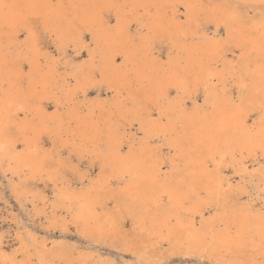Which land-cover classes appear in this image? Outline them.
Instances as JSON below:
<instances>
[{"label":"rangeland","instance_id":"rangeland-1","mask_svg":"<svg viewBox=\"0 0 264 264\" xmlns=\"http://www.w3.org/2000/svg\"><path fill=\"white\" fill-rule=\"evenodd\" d=\"M98 1H104V0H98ZM160 1L163 3L162 4L163 7L167 10V12H166L167 18H170V20H172V18H173L172 10H173V8H175V9H177L176 15H177V18L179 19V21L182 22L184 20L182 22V24L184 26H186V28H188L187 29L188 34H187V32L185 33V35L187 34L186 38L182 34L180 37L183 38V41L187 45H191L193 43V44H196L197 47L198 46L199 47L206 46L208 44H206L205 41H203V40H205L207 37L212 36L211 38H213L214 40L211 39V42L218 41L219 49H221L223 47V45L225 46V48L223 50L224 51L223 57H225L224 63L223 64L220 63L219 68H222L225 65L226 68H230L229 71L232 73H230V74L227 73L226 79L229 80V78H230L229 81L226 80V87L227 88L226 87L224 88L223 82H221V83H220V81L215 82L218 90H220L219 92H221L223 89H225L227 95L232 96L231 97L232 101L234 99L235 102H239V100H237L238 98L240 100L243 99L247 109H255L257 112L259 111L261 86H259V89L256 90L257 92L250 89V88H252V86H250L252 74H253V76L255 75V77L256 76L258 77L259 74L253 73V71L251 74V72H249L250 70L249 71L246 70L244 72L245 69L243 68V70H242L240 67V64L244 61L245 62L249 61L247 64L250 65L249 68H252L255 66L254 60L257 62V64H260L259 63L260 62V56L256 57L254 50H246L244 45H246L247 42L243 43V46H242V45H236V41L234 40V38H233L234 42L228 41V40L225 41L226 40L225 37L227 35L225 33H227L228 25L231 24L233 26L232 31L234 32L233 36L236 37L235 34L237 32V25H238L237 22H241L242 24H244L245 28L248 27L247 29L252 34L254 33L252 35L253 38H255V36L257 35L255 39L258 40L260 43L264 42V29L261 28V21L264 20V13H263L264 12V0H202V1L201 0H193V1H191V0H154L153 1L152 0L153 4H150V5L148 4L149 12L143 8L144 6H142V7H141V5L138 6V8L135 11L134 7L132 6V4L130 2H125L124 0H116V3H117L116 5H123V7L127 11V13H126L127 22H129V24H130V26H128V30L131 33H128L129 37H128V39H126L123 42L122 45H120V44L117 45V43H115L112 46H110L106 42H105V44L103 43V45L106 46L107 48L99 45V48L104 47L105 50L103 48L98 49V46H96L98 44H96L95 41L92 40L93 39L92 38V32L90 31V29L86 28V26L79 19L80 17H78V15L80 16V14H81L80 11L84 7V0H73V1H71V0H60V3H59V0H50L49 4L53 7V9L61 11V14L65 18V21L67 22V25L69 26V29L67 31H64L66 29L65 26L63 28L60 27L58 29H55L49 23L50 17L45 16V14L48 13L47 7H45V5H44L45 2L38 4V7H36L35 11L34 10L33 11L27 10V7H24V8L21 7V12H20L19 16H17V18H16L17 22L19 21V19H20V21H22L23 18H30L31 21L35 20V21L30 23L31 25H28V26L31 27L32 25H35V30L40 33V39H39L40 44L36 43L35 39L30 40L29 33L27 31L19 30L20 28L21 29L24 28V25L21 24L20 22H18V23L16 22V25L14 26L15 30L12 28L13 31H16V29H18L16 32H17V35H19V36H16V40H14V42L10 43V41H9L10 37L7 36L5 33H3V35H2V43L4 44V46L6 48L5 49L6 50L5 56L7 58L6 59L7 67L10 69L12 66L11 69L12 70L15 69L14 71H16L18 69L21 70V73L19 74V76L17 78H15L16 80H14L15 83L12 85V89H14V91H16V88H18L17 92H20L22 95L25 94V95H23V97L25 98L24 108L18 112V115L16 116V120L13 121L12 123H9L13 127L12 126L10 127L9 124H8V126H9V130H11L10 132H11L12 138L16 139V140L18 139L17 140L18 147L22 148V149L29 150L30 152L32 150L31 155L35 156V159L41 163V165L43 166L42 167L43 170L41 172L37 173V172H33L29 167H25L22 169V172L19 174L21 176L20 177L17 174H12L11 171H7L5 169L6 165L4 166V165L0 164V168H1L0 169V240H1V245L3 244L2 245L3 249L6 250V252L8 254H13V253L17 252V250L19 249L18 251H20V253H19L20 256H18V259H20L23 257L21 255V253L24 250H29L30 252L28 251V253H31V255H33V257H34V261H36L35 260L36 259L35 258L36 252H34L35 245L38 246L39 243L41 244L40 241L44 240L42 242L44 244L45 243L47 244L46 245L47 248H52V247L61 248V250L68 253L65 256L70 257V258L65 257L66 259L63 258L62 261L59 260L60 262L57 260V261H55L54 264H72L73 262H74L73 264H82V263L83 264H89V263L90 264H212V259H214V258L215 259H223L224 258V253L221 252V248L219 250H214L211 248L210 237L207 238V241L205 244H203V243H199V244L198 243H190L189 244V243L184 242L183 240L179 241L180 242L179 243L174 234H172V233L167 234L166 231L161 232L160 230L158 233L157 231L156 232L153 231L150 227H149V229H151V230H149L147 228L148 225L143 224V222L145 223L146 221H144V219L141 220L138 217L139 214L137 211H139V210L136 209L134 211L135 206L133 207V205L131 204V202H132L131 197L129 195L125 194V189H123L125 186V183H126V182H124V179L127 180L128 178H130L131 175L134 176L137 174L136 173L134 174V172L129 174V172H125V170H123L125 172V174H124V172L121 173L122 169H119L118 167L113 166V163L110 159V156L107 154L108 153L107 147L105 146L107 144V139H108L107 135H108V137L110 135L109 130H113L114 135H112V136H114L115 138L117 137L116 139L119 141V144H121L123 146L130 144L128 142L131 140L130 142H132V144H130V146H131V149L133 148L131 151L132 154L128 152L127 147H122V151L123 150L125 151L126 150L125 148H127L126 152L125 153L123 152L125 154V156L133 155L132 157H133V159H135V161L141 160L142 161L141 164L146 165L148 163L146 165L147 168L152 167V168L157 169L158 170L157 172H160V173H158V175H159L158 180L160 179L159 180V181H161L160 183H163V181L166 180L167 182L164 181V184H167V185H165V188H166V186L169 185L170 188L167 187V189H169V190H171V187L173 188L174 186H176V182H177V185H180V184L189 183L190 180H192V181H194L195 179L200 180V179H202V177H203V179H206L208 182V179L205 178L204 173H202L200 171L199 161L200 160L203 161L205 159H208L211 155V152H213L215 155L217 154L219 156L218 157L216 155L215 160H212V158L208 159V161H209L208 162V170L210 168H211L210 171L212 170L211 176H212L213 184L216 185V188L213 190V192L215 191L213 193V195H211V190L209 191V193L204 190V194L200 195L202 197V200H200V202L198 201V203L200 204L201 207L199 206L198 211L195 213V217H194L196 224H197V227L201 226L202 224L206 223L209 220L208 221L209 223L213 222L212 224L215 226V230H217L219 228V226H220V229H222L225 227L224 221L228 220L227 221L228 225L230 226V229L232 230V225L235 224L238 226V222H239L238 219H240V218H246V219L250 220L251 222H257L258 220H261L262 209H264V154H262V150L260 148H258L260 150L257 149V151H255V152H252V151L248 152L246 149L243 151L237 150V151L232 152V150L230 148L224 149L221 146L218 148H215V149H211V150L207 147H204V145H202V144H201L202 147L199 145V148H198V146H194V144L191 142V140H188L189 139L188 136H189V132H190V130H189L190 129V123H188L189 122L188 121V119H189L188 114L189 113L193 114V112H194L193 110L196 109V106H198V105H199L198 106L199 110H202L203 108H204L203 110H205V109H207V107L209 108V103H207L208 106H205L203 108L200 107V106L205 105L204 97H205L206 92H204L205 91L204 84L201 81H199V82H201V84H199V82H197V83L194 82V85H193V81H191V79L187 85V87L188 86L189 87L186 89L185 88H178L177 86H175V85L172 86V84H171V85H169L170 88L168 86L169 97L166 99H163L160 96H159L160 97L159 98L153 92V90L149 86L148 80L141 81V80H138V78L136 76V70H137V68H139L137 65L140 64L138 62H140V60L142 59V55H141L142 52L138 51V50L139 49L142 50L145 47V42L147 41V38H149L147 36L149 31L147 30V28H145V26H141V24L138 22L137 18L140 17L142 19H145V18L146 19H152V14L156 13V11H157L156 7H158L160 5V3H161ZM183 1L187 2V3H184ZM197 1H198V4H196ZM177 3H178V5H177ZM164 4H166L168 7H166V5L164 6ZM171 4H174V5H171ZM185 4H187V5H185ZM99 5H101V4L99 3ZM200 5L202 7H200ZM217 7H218V9H217ZM111 8L112 7L109 8V11L106 10L107 12L105 11L104 15L106 16L107 19L109 18L108 21L111 23L110 25L112 26L113 29H115L116 28V26H115L116 25V17H115L114 11L111 10ZM112 9H114V8H112ZM150 10H152V11H150ZM209 10H211L212 13H210L211 11L209 12ZM216 10H218V11H216ZM144 11L147 13H145ZM170 11H171V13H170ZM214 11H216V13ZM227 11H229V12H227ZM242 11H244V12H242ZM194 12L196 15H194ZM232 12H234V13H232ZM198 13H199V15H198ZM218 13H220L222 16ZM192 14H193V16H192ZM214 14H216V15H214ZM254 14H256V15L254 16ZM30 15H32V16H30ZM190 15H191V18H188V17H190ZM21 16H22V18H21ZM184 16H186V17H184ZM222 18L224 20L226 19V21L222 20ZM231 19L233 21H231ZM191 20H192V22H190ZM216 20H218V21H216ZM37 22L39 25L37 24ZM47 22L49 23V26H48ZM136 23H137V26H136ZM195 23L196 24L198 23V24L196 26H194L195 27L194 28L193 25H195ZM206 23H207V25H206ZM201 24H202V26H201ZM44 25H46V26H44ZM39 26L41 27V29ZM256 26H257V29H256ZM48 27H51V28H48ZM254 27H255V29H254ZM78 29H80V31H79L80 33L78 32ZM95 29H97V28H95ZM142 29H143V31H142ZM234 29H235V31H234ZM253 29H254V31H253ZM70 30L71 31L74 30L73 31L74 33L71 32ZM145 31L147 34L145 33ZM199 31L201 34L200 33L197 34ZM4 32H5V29H4ZM47 32H49L51 35ZM138 32H141V33H138ZM202 32H206V33H202ZM81 33H83V35H84L85 40H83V41H81V39H80ZM212 33H213V35H212ZM70 34H72V36L74 34V36L73 37L71 36L72 37L71 38L68 36ZM191 34H193V35H191ZM24 35H26V36L24 37ZM59 35L61 37H59ZM139 35H141V36H139ZM195 35H197V36H195ZM198 35H200V36H198ZM76 36H78V37L76 38ZM259 36L261 39L259 38ZM19 37H21V39ZM17 38H18V41H17ZM129 39H130V41H129ZM154 39H155V41H154ZM154 39H151V45L152 46L150 45L151 51L149 52V54L150 53L151 54H150V56L146 57L147 62H152V61L157 62L156 64L159 67L166 70V72L170 71L169 70L170 67L168 68V66L171 64L172 60H176V58H180L181 59L180 61L183 63L182 59L185 55L184 54L185 51L181 48H180L181 49L180 50L178 47H176V44H178V43L174 42L175 39L170 38V36L168 34H164V33L161 34L160 37H158V38L156 37ZM219 39L220 40L222 39L221 41H223V42H221ZM58 40L59 41L64 40V43H59ZM164 40H166V41H164ZM19 41H22V42L19 43ZM30 41H31V43H30ZM194 41H195V43H194ZM77 42H79L80 44ZM203 42H204V44L201 45ZM21 43L23 44V46L20 45ZM83 43L85 45H88V46L85 47L83 45ZM10 44L12 46H10ZM28 44L31 46H29L27 48L26 45H28ZM15 45H16V48H15ZM79 45H80V48H79ZM135 45L137 48L135 47ZM173 45H175V46H173ZM231 45H232V47H231ZM235 45L237 48L235 47ZM18 46H20V47H18ZM24 46L27 48V50ZM74 46L77 50L74 48ZM65 47H66V49H65ZM241 47H243V48H241ZM35 48L36 49L41 48V50L37 49V51H39L38 52V59L41 61L40 65H41L43 73H46V71L49 72V70L47 68L48 67L50 68L51 66L55 67L54 68L55 73H53V76L49 82V86H47V88L44 89L39 84L37 86L38 90H36V93H34V95H33V92L30 89V80L29 79H31L30 77L32 74H33L32 77L34 76L35 71L32 67L33 66L32 63L35 65V62L33 59L34 55L32 53H30V50L32 52V50ZM229 48H230V50H229ZM244 48H245V50H244ZM10 49L13 51L11 52ZM80 49H82V50H80ZM239 49H241V50H239ZM7 51H8V53H7ZM16 51H18L19 54L18 53L16 54L15 53ZM19 51H21V52H19ZM133 51H135V52L133 53ZM181 51H182V53H181ZM103 52H104V54H103ZM107 52H108V54L111 52L115 53V54L117 52H119V53H123L124 56L127 53V54H130L129 57L133 56V58H135V57L136 58L135 59L131 58L132 62H127L125 60L129 61L130 59H127V58L121 59L120 57L116 56V59H117L116 65L118 63L117 67L115 65L116 70L110 74L108 73L109 75L108 74L106 75V78H107L106 79L105 76L102 74V70H101L102 67H99V66H102L101 63L103 62V60H102L103 56H105V54H107ZM242 52H243L244 57L242 56ZM39 53H40V56H39ZM179 53H180V56H178ZM15 54H16V56L20 55V59H19V57H16ZM152 54L154 57L151 56ZM158 54L161 56H159ZM168 54L172 58H170V56ZM172 54L177 55L178 57L173 56ZM10 55L12 57H9ZM136 55H139L141 58L137 57ZM155 55L157 56V58L155 57ZM13 56H15V57H13ZM167 56H168V59H166ZM91 57L93 58V60L90 59ZM159 57L161 58V60ZM226 57H227V59H226ZM48 58H49V60H48ZM153 58L157 59V61L156 60L149 61V59H153ZM228 58L230 59V61ZM246 58H248V59H246ZM44 59L46 61H44ZM87 59H89V60L87 61ZM158 59L160 60V62ZM163 59L164 60L166 59L167 61L165 60V63H164ZM47 60H48L49 65H48V63H45V62H47ZM51 60H54V61H51ZM85 60H86V62H85ZM133 60H134V62H133ZM170 60H171V62H170ZM73 61H75L76 63ZM240 61H242V62H240ZM20 62H22V63H20ZM53 62H54V64H53ZM94 62L97 63L96 66L94 65L95 64ZM119 62H120V64L122 63L121 67L123 69L120 68ZM69 63L71 65H69ZM98 63H99V66H98ZM166 63H167V67L165 65ZM55 64H56V66H55ZM79 64H80V66H79L80 69L78 67ZM124 64H126L125 65L126 67H124ZM228 65H229V67H228ZM17 66H20V67H17ZM73 66H74V69H73ZM136 66H137V68H136ZM230 66L233 68H231ZM16 67H17V69H16ZM238 67H240V68H238ZM76 69H77V71H80V72H77ZM119 69L121 70V72ZM87 70H88V72H87ZM91 70H92V72H91ZM156 70L158 71V69H156ZM156 70L154 69V76L158 75V72ZM235 71H236V73H238L239 71L240 72L238 74H236ZM88 73L92 74L91 76H93V77H87L86 76V79H85L84 75H86ZM61 74H63L62 76L64 78L62 76H60ZM94 74H96V75H94ZM233 74H234V76H233ZM79 75H81V76H79ZM128 75H129V78H128ZM22 76H24V79ZM25 76H28V77H25ZM122 76H124L125 78H123ZM242 76H244V77H242ZM246 76H248V77H246ZM58 77H59V79H58ZM95 77H96V79H95ZM53 78H54V80H53ZM60 78L62 80H60ZM92 78L96 81L95 82L92 81ZM98 78H100V80H98ZM63 79L65 81L67 79H69V80H67L68 83L67 82L65 83ZM89 79L91 81H89ZM257 80H258V78H257ZM100 81H101V83H99ZM132 81L135 82V84ZM246 81H248V82H246ZM144 82H145V84H144ZM146 82H148V83L146 84ZM227 82H228V84H227ZM17 83H18V85L15 88V85ZM128 83H130V84H128ZM101 85H102V87H101ZM143 85H147V86L144 87ZM20 86H22V87L20 88ZM119 86H122V87L120 88ZM191 86H192V88H191ZM193 86H194V88H193ZM201 86L203 87V89ZM245 86H247V87L245 88ZM80 87H81V89H80ZM82 87H83V89H82ZM174 87H177V88L175 89ZM195 87L199 88L198 89L199 92H197V88H195ZM219 87H221V88L219 89ZM122 88H124V89H122ZM74 89H76V90H74ZM106 89H108V91ZM136 89L138 92L136 91ZM194 89H196V91H194ZM249 89L251 90V92ZM68 90H69V92H68ZM175 90H176V92L180 91L179 92L180 94L177 92V94L179 96H181V94L183 96L181 98H178L179 96L176 94ZM59 91H60V93H59ZM73 91L74 92L77 91L76 95L73 96L72 100H68V95H69L68 93L73 92ZM139 91L140 92L142 91L141 95H140ZM47 92H49V94H47ZM181 92H183V93H181ZM255 92H256L257 97L255 95ZM238 93H240V94H238ZM190 94H192V95H190ZM60 95H62V96H60ZM134 95H136L137 98ZM78 96H80V97H78ZM252 96L253 97L255 96L254 98H258V99H253ZM138 97H139V99H138ZM143 98L145 100H143ZM176 98H178V99H176ZM74 99H75V101H74ZM122 99H126V101L123 100L126 103L123 104ZM167 99H169V100H167ZM252 99L256 103H254ZM59 100H61V101H59ZM136 100H137V102H136ZM170 100H172V102H170ZM115 101H116V103H115ZM128 101L130 103H128ZM174 101H175V103H174ZM98 103L100 105L96 106ZM113 103L116 104V106ZM142 103H143V105L141 106ZM251 103H253L252 106H251ZM76 104L77 105L79 104L78 107ZM91 104H93L94 106ZM102 104H104V105H102ZM122 104L124 105V107H122L123 106ZM177 104L180 106H178ZM183 104H184V107H183ZM160 105L163 107V114L165 115V118L167 120L165 119L163 124H160V123H154L153 124L152 113H153V111H155L156 116H159L162 113L159 110ZM253 105L256 106V108L253 107ZM132 106L134 107L133 109H132ZM173 106H174V108H173ZM191 106H192V108H191ZM38 107L44 108L41 116L38 115L39 113L36 114V112L34 111ZM69 107L71 108V113H70ZM116 107L119 108V110ZM136 107L139 108L138 111H137ZM142 107H144V108H142ZM178 107H179V109H178ZM82 108L84 109V111ZM98 108H99V110H98ZM127 108H130L132 110V112L130 109H127ZM172 108L174 111L172 110ZM28 109H29V111H28ZM66 110H67V112H66ZM108 110H111L110 111L111 113L108 112ZM125 110H127V112ZM144 110H145V112H144ZM78 111H79V113H80V111H83V112L79 114ZM207 111H208V109H207ZM46 112H47V114H46ZM88 112H89V114L85 115V113H88ZM90 112H91V114H90ZM165 112H167L168 114L167 113L165 114ZM182 112H184L183 115H181ZM83 113H84V116H83ZM149 113H150V116H148ZM130 114H132L131 117H133V115H134V117L131 118ZM177 114H179V115H177ZM126 115H127V117H126ZM19 116H21V117L18 119ZM46 116H48V118ZM58 116H60L61 120L59 119ZM128 116L130 117L129 119H128ZM146 116H148V118ZM184 116H186V117H184ZM99 117L101 118V120ZM172 117H174V118H172ZM91 118H93L94 121L91 120ZM53 119L56 123L53 121ZM87 119H89V121ZM121 119H122V121H121ZM172 119L174 120V122ZM19 120L21 121V123ZM45 120H47L48 122ZM80 120L82 122H80ZM148 120H150V121L148 122ZM84 121H86V123H83ZM105 121L108 124H105L106 123ZM99 122H100V124H99ZM138 122H140V124ZM184 122H185L186 126L184 125ZM109 123H112V124H109ZM148 123H149V125H148ZM19 124H25L26 127L25 128L23 127V130H22L18 127ZM69 124L71 126L67 127L66 125L69 126ZM114 124H115V126L118 124L117 128H115ZM58 126H59V128H58ZM110 126H112V127H110ZM118 126H119V128H118ZM142 126L144 129L146 128L145 133H144V130H142ZM178 126H179V128H178ZM109 127H110V129H109ZM62 129H64L65 131H63ZM123 129H124V131H123ZM174 129H176V130H174ZM179 130L181 132H183L185 136L183 135V133L182 134H181V132L179 133ZM259 130H260V128L258 126L255 132H257ZM116 131H118V132H116ZM166 131H167V133H166ZM186 131H187V133H186ZM29 132H30V134H29ZM176 132H178V133H176ZM84 133L86 135H84ZM93 134H95V135L93 136ZM144 134H146V137H144L145 136ZM177 134H180V135H177ZM37 135H40V137ZM104 135H105V137H104ZM147 135H149V136H147ZM35 136H36V138H35ZM56 136H60V137H56ZM64 136H66V138ZM129 136L133 139H131ZM171 136H172V138H171ZM178 136H180L182 139H180ZM114 137H112V138H114ZM157 137H158V139H157ZM177 137H178V141H177ZM37 138H40V139H37ZM62 138H64V139H62ZM74 138H76V139H74ZM128 138H130V139H128ZM174 138H175V141H174ZM24 139H30L31 141L35 142L36 147H34L33 149H29V146L25 145ZM34 139H37V140L35 141ZM162 139H165L166 141H164ZM74 140L75 141L77 140V142H75ZM90 140H93V141L90 142ZM101 140H102V143H101ZM64 141L65 142L67 141V144ZM142 141L144 142V144ZM182 141L185 144L182 143ZM55 142L56 143L58 142V143L56 144ZM175 142L177 143V145L175 144ZM52 143H53V145H52ZM135 143H137V144L135 145ZM149 143H150V145H149ZM167 143H169V144H167ZM37 144L39 147L37 146ZM71 144H72V146H71ZM88 144H89V146H88ZM101 144H103V145H101ZM141 144L143 146L142 150H141V148H142ZM54 145H56L57 147L55 148ZM85 145H87V146H85ZM132 145H134V146H132ZM169 145L170 146L172 145L173 147L172 146L170 147ZM52 146H54V147H52ZM73 146H75L76 148ZM104 146H105V149H104ZM177 146H179V147H177ZM41 147L43 148V151H41L42 150V149H40ZM159 147L160 148L162 147V149H160ZM169 147H170V149H168ZM48 148H49V150H48ZM52 148H55V151ZM60 148H61V150H60ZM87 149H89V150H87ZM90 149L93 152H91ZM103 150H104V152H103ZM143 150H144V152H143V155H142L143 157H142L141 152ZM157 150H159V152ZM188 150H190V152ZM49 151H50V153H49ZM174 151L176 152V154ZM177 151L180 154L177 153ZM96 152H98L97 153L98 155L96 154ZM135 152L138 154H136ZM91 153H93V154H91ZM156 153L159 155H157ZM160 153H162L161 158H160ZM77 154H79V156ZM152 154L154 155V157L151 156ZM47 155H48V157H47ZM81 155H82V158H81ZM193 156H194V158H193ZM195 156H197V157H195ZM206 156L208 158H205ZM220 156H221V158H220ZM255 156L257 158H255ZM106 157H107V159H106ZM139 157H142V158L140 159ZM148 158L150 161L146 162V161H148ZM99 159L101 160V162L99 161ZM181 159H183V160H181ZM102 160L103 161L105 160L104 161L105 163ZM156 161H159V162H156ZM182 161L187 162V163L182 164L183 163ZM109 162H111L112 164H110ZM157 163L160 167L157 165ZM174 163H176V164H174ZM190 163L192 165H190ZM193 164H194V166H193ZM110 165H111V167H110ZM172 165L174 167H172ZM176 165H179V167L177 168ZM195 167H196V169H195ZM187 168H190V169L188 170ZM259 168H261V169H259ZM162 169H165V170L162 171ZM183 169H184V171H183ZM115 170H118V171H115ZM215 170L217 172L218 171L219 172L217 173ZM3 171L4 172L6 171L5 172L6 174ZM182 172H184V173H182ZM212 172L214 174H212ZM41 173L43 175L39 176V174H41ZM169 173H170V176H169ZM126 174H128V175H126ZM160 174L163 175L164 179L160 178ZM181 174H182V176H181ZM184 174H186L187 177L184 178L183 177ZM190 174H192V175L190 176ZM10 175L12 177H10ZM14 175H16V176H14ZM176 175L177 176L179 175L178 179H177ZM7 176L9 177V179ZM189 177L191 179H189ZM217 178H218V180H217ZM220 181H221V183L222 182L223 183L221 184ZM47 182H49V183H47ZM110 182L112 183V185L115 184L114 187L111 184H109ZM123 182H124V184H123ZM168 182H170V183H168ZM16 184H18L21 188H24L26 193H23V195L20 196L14 190V186ZM110 185H111V187H110ZM28 186H30V187H28ZM116 186H118V187H116ZM218 186L220 188H218ZM223 186H225V187H223ZM32 187H33V189H32ZM197 187H199V185L194 188L197 190H192V191H194V193H195V191H196V193H200L201 190H203V189H200ZM222 187L224 188L223 189L224 192L222 190H220V189H222ZM227 187H228V189H226ZM65 188H69L73 192H76L78 195L83 196V197L85 196L88 199L91 198L92 200L97 202V204H96L97 219L91 220L90 224L87 228L82 227V225L79 221V218L74 217L75 210L77 208V205L75 204L76 200H68V199H64L60 196V190L65 189ZM120 189H121V191H120ZM216 189H218V190H216ZM123 190H124V192H123ZM158 192H160V188L158 189ZM117 194H121V195H117ZM207 194H209L208 198H207ZM24 195H26V196H24ZM233 195H235V196H233ZM122 198H123V200H122ZM124 199L126 201H124ZM17 200H19V201H17ZM204 201L206 204L209 203V204H207L209 207L205 203L202 204V202H204ZM216 203H217V205H215ZM166 204H169V203H166ZM191 205H192V203H191ZM213 206L217 207V208H214ZM35 207H36V209H35ZM192 207L193 206H191V208ZM37 208H43L44 212L38 213L36 211ZM125 208H127V210ZM200 208H201V211H204V212H201ZM241 210H242V212H241ZM68 211L71 213H69ZM127 211H128V214H127ZM131 211H132V213H131ZM180 212L184 216H189L192 213V209H190V205H185V207L182 208ZM214 212H216L217 215ZM135 213H137V214H135ZM211 213H213V214H211ZM225 213H227V215ZM47 214H48V216H47ZM130 215L133 216V219ZM224 215H226L228 218ZM230 215L232 218H230ZM220 216H222L223 218H221ZM46 218H47V220H46ZM197 218L198 219L201 218V220H197ZM236 218H237V220H236ZM137 219H138V221H137ZM204 219H206V220H204ZM132 220H134L135 222ZM236 221H237V223H236ZM198 223H199V225H198ZM261 228H262V226L259 227V229L256 228V229L252 230V235H254L253 238H255L257 246L259 245L258 240H259V236H260L259 233L261 232ZM101 232L102 233L105 232L104 236H102ZM108 233H109V235H108ZM1 234H2V236H1ZM19 235L21 238L19 237ZM21 235H23V236H21ZM233 235H234V232H233ZM249 235H251V234H249ZM36 239H37V242H36ZM150 239H152V241ZM143 240L145 241V244H144ZM166 241H168L169 243ZM35 243H38V244H35ZM22 244H23V246H22ZM126 244H129V246L128 245L126 246ZM143 244L145 245L146 248L144 247ZM26 245L29 246L28 247L29 249H27ZM31 245H32V247H31ZM49 245H51V246H49ZM123 245H124V248H123ZM177 245H179L180 247H178ZM181 245H183V246H181ZM174 247H176V249ZM21 248H22V250H21ZM201 248H202V250H199ZM65 249H67V250L65 251ZM12 251H14V252L12 253ZM195 251H197V253H195ZM201 253H202V256L200 255ZM256 254L259 255L258 251L255 253V255Z\"/></svg>","mask_w":264,"mask_h":264},{"label":"bare ground","instance_id":"bare-ground-1","mask_svg":"<svg viewBox=\"0 0 264 264\" xmlns=\"http://www.w3.org/2000/svg\"><path fill=\"white\" fill-rule=\"evenodd\" d=\"M71 1H73V0H71ZM125 2H130L131 4H132V6L134 7V9H135V11H136V9L138 8V6H140L141 5V7L142 6H144L143 8L146 10V11H148L149 12V9H148V4L150 5V4H153V2H152V0H124ZM154 1V0H153ZM191 1H193V0H191ZM202 1V0H201ZM200 1V2H201ZM42 2H45L44 3V5H45V7H47V12L48 13H46L45 14V16H49L50 17V24L55 28V29H58V28H60V27H64L65 26V30L64 31H67L68 29H69V26L67 25V22L65 21V18L63 17V15L61 14V11H59V10H55V9H53V7H48V6H51L49 3H50V0H0V164L1 165H6V170L7 171H11V173L12 174H17V175H19L21 172H22V169L23 168H25V167H29L33 172H41L43 169H42V165H41V163L39 162V161H37L36 159H35V156H32L31 154H32V150H31V152L29 151V150H26V149H22V148H19L18 147V143H17V140L16 139H13L12 138V136H11V130H9V126H8V124L9 123H12L13 121H15L16 120V116L18 115V112L20 111V110H22L23 108H24V101H25V98L23 97V95H25V94H21L20 92H17V89L18 88H16V86L18 85V83L15 85V88H16V91H14V89H12V85L15 83V81L14 80H16L15 78H17L18 76H19V74L21 73V70H16V71H14V70H12L11 68H12V66H11V68L9 69L8 67H7V65H6V56H5V54H6V48H5V46H4V44L2 43V35H3V33H5L4 32V20H5V17H9L10 18V20L12 21V23H13V29L15 30V28H14V26L16 25V22H17V16H19V14H20V12H21V8H14V7H8L7 9L6 8H4L3 7V5H9V6H12V5H38V4H40V3H42ZM161 2V1H160ZM182 2V1H181ZM184 2V1H183ZM263 2V1H262ZM59 3H60V0H59ZM73 3V2H72ZM99 3L101 4V5H99ZM168 3V2H167ZM184 3H187V2H184ZM215 3V2H214ZM218 3V2H217ZM117 3H116V0H104V1H98V0H84V7L82 8V10L80 11L81 12V14H80V16L78 15V17H80L79 19L82 21V23L86 26V28L87 29H90V31L93 33V31H95L96 32V39H95V43L96 44H98V45H96L94 42V44L96 45V46H98V49H101V48H103L104 50H105V48H107L106 46H104L103 45V43L105 44V42L106 43H108L110 46H112L113 44H115V43H117V45L118 44H120V45H122L123 44V42L126 40V39H128V37H129V34L128 33H131V32H129V30H128V26H130V24H129V22H127V15H126V13H127V11H126V9L123 7V5H116ZM163 3L161 2L160 3V5L158 6V7H156L157 9V11H156V13L155 14H152V19H142V18H140V17H138L137 18V20H138V22L141 24V26H145V28H147V30L149 31V33H148V37L149 38H147V41L145 42V47L142 49V50H140L139 48V50L138 51H141L142 52V59L140 60V62H138V63H140V64H138L137 66L139 67V68H137V66H136V68H137V70H136V76H137V78H138V80H141V81H143V80H148V82H149V86L151 87V89L153 90V92L159 97H161V98H163V99H166V98H168L169 97V94H168V86L169 85H171L172 84V86L173 85H175V86H177L178 88H188L187 87V85H188V83H189V81H190V79H191V81H193V85H194V82L195 83H197V82H199V81H201L203 84H204V86H205V91L204 92H206L207 93V96H208V103H209V108L207 107V109H208V111H207V109H205V110H203L204 108L203 107H201V108H203L202 110H199L198 108V106H196V109H194L192 112H193V114H188L189 116H188V123H190V132H189V136H188V140H191V142L194 144V146H198V148H199V145L201 146V144L202 145H204V147H207V148H209L210 150L211 149H215V148H218V147H223L224 149H231L232 150V152L233 151H237V150H239V151H243V150H247L248 152H250V151H252V152H255V151H257V149L258 148H260L259 147V136H260V130L259 131H257V132H254V133H247L246 132V130H245V127H244V125H243V120H245L247 117L246 116H243L242 114H241V110L240 109H237L236 107H235V105H238L239 104V102H240V99L238 98L237 100H239V102H235V100L233 99V101L231 100V97L232 96H230V95H227V93H226V90L225 89H223L221 92H219L220 90H218V88H217V85H216V83L215 82H219L220 81V83L221 82H223V84H224V88L226 87V80H228V79H226L227 78V73L228 74H230V73H232V72H230L229 71V69L230 68H226L225 67V65H224V67H222V68H219V64L220 63H224V58L225 57H223L224 55V48H225V46L223 45V47L221 48V49H219V43H218V41H216V42H211V39H213V38H211V37H207L205 40H203V41H205V43L206 44H208V45H206V46H203V47H197L196 46V44H193L192 42V44L191 45H187L184 41H183V38L182 37H180L181 36V34L183 35V36H185V38H186V35L188 34V31H187V29L188 28H186V26H184L183 24H182V22L184 21H182L181 19V21L182 22H180L179 21V19L177 18V9H175V8H173V10H172V16H173V18H172V20H170V18H167V14H166V12H167V10L163 7V5H162ZM175 4V3H174ZM174 4H171V5H174ZM196 4H198V1H197V3ZM219 4V3H218ZM78 5V4H77ZM158 5V4H157ZM166 4H164V6H165ZM177 5H178V3H177ZM183 5V4H182ZM185 5H187V4H185ZM214 5V4H213ZM111 6H115V7H112V8H114V9H112L111 8V10H113L114 11V13H115V17H116V24H117V18L119 17V20H120V26H119V28H115V29H113L112 28V26L110 25L111 23L108 21V19L106 18V16L104 15L105 14V11L106 10H108L109 11V8L111 7ZM192 6V5H191ZM195 6V5H194ZM104 7V8H103ZM166 7H168L167 5H166ZM171 7V6H170ZM175 7V6H174ZM184 7V6H183ZM186 7V6H185ZM190 7V6H189ZM199 7V6H198ZM200 7H202L201 5H200ZM206 7V6H205ZM212 7V6H211ZM210 7V8H211ZM219 7V6H218ZM218 7H217V9H218ZM244 7V6H243ZM24 8V7H23ZM22 8V9H23ZM80 8V7H79ZM128 8V7H127ZM151 8V7H150ZM181 8V7H180ZM209 8V9H210ZM247 8V7H246ZM212 9V8H211ZM244 9V8H243ZM27 10H36V7H27ZM129 10V9H128ZM187 10V9H186ZM193 10V9H192ZM208 10V9H207ZM215 10V9H214ZM150 11H152V10H150ZM211 10H209V12H210ZM216 11H218V10H216ZM216 11H214L215 13H216ZM222 11V10H221ZM239 11V10H238ZM77 12V11H76ZM107 12V11H106ZM142 12V11H141ZM145 12V11H144ZM190 12V11H189ZM199 12V11H198ZM220 12V11H219ZM227 12H229V11H227ZM242 12H244V11H242ZM23 13V12H22ZM111 13V12H110ZM145 13H147V12H145ZM170 13H171V11H170ZM193 13V12H192ZM210 13H212V11L210 12ZM226 13V12H225ZM232 13H234V12H232ZM246 13V12H245ZM264 13V12H263ZM30 14V13H29ZM218 14H220V13H218ZM250 14V13H249ZM107 15V14H106ZM143 15V14H142ZM181 15V14H180ZM194 15H196L195 14V12H194ZM198 15H199V13H198ZM214 15H216V14H214ZM213 15V16H214ZM221 15V14H220ZM238 15V14H237ZM256 14H254V16H255ZM30 16H32V15H30ZM146 16V15H145ZM150 16V15H149ZM189 16V15H188ZM192 16H193V14H192ZM222 16V15H221ZM236 16V15H235ZM253 16V17H254ZM258 16V15H257ZM260 16V15H259ZM34 17V16H33ZM109 17V16H108ZM184 17H186V16H184ZM218 17V16H217ZM233 17V16H232ZM239 17V16H238ZM21 18H22V16H21ZM37 18V17H36ZM129 18V17H128ZM188 18H191V15H190V17H188ZM39 19V18H38ZM115 19V18H114ZM184 19V18H183ZM187 19V18H186ZM218 19V18H217ZM221 19V18H220ZM37 20V19H36ZM188 20V19H187ZM193 20V19H192ZM192 20L190 21V22H192ZM198 20V19H197ZM222 20H224L223 18H222ZM221 20V21H222ZM230 20V19H229ZM252 20V19H251ZM19 21H20V19H19ZM18 21V22H19ZM33 21H35V20H33ZM33 21H31V22H33ZM104 21H107V23H104ZM131 21V20H130ZM216 21H218V20H216ZM220 21V20H219ZM224 21H226V19L224 20ZM231 21H233L232 19H231ZM17 22V23H18ZM40 22V21H39ZM186 22V21H185ZM202 22V21H201ZM48 23V22H47ZM49 23H48V26H49ZM131 23V22H130ZM209 23V22H208ZM227 23V22H226ZM229 23V22H228ZM238 23V25H237V32H236V34H235V36L236 37H234L233 36V34H234V32L232 31V28H233V26L231 25V24H229L228 25V27H227V33H225V34H227L226 35V40L225 41H233V38H234V40L236 41V45H242L243 46V43H246V45H244L245 46V48H246V50H254V52H255V55H256V57H259L260 56V52H261V44L262 43H260L258 40H256L255 38H256V36H255V38H253L252 37V35L254 34H252L247 28H245V26H244V24H242L241 22H237ZM253 23V22H252ZM22 24V23H21ZM37 24H38V22H37ZM113 24V23H112ZM188 24V23H187ZM198 24V23H197ZM196 23H195V25H193V27L194 26H196L197 25ZM218 24V23H217ZM220 24V23H219ZM29 25H31V24H29ZM39 25V24H38ZM80 25V24H79ZM132 25V24H131ZM206 25H207V23H206ZM236 25V24H235ZM246 25V24H245ZM256 25V24H255ZM44 26H46V25H44ZM71 26V25H70ZM116 26V25H115ZM135 26V25H134ZM133 26V27H134ZM136 26H137V23H136ZM135 26V27H136ZM139 26V25H138ZM140 26V27H141ZM189 26V25H188ZM200 26V25H199ZM201 26H202V24H201ZM205 26V25H204ZM215 26V25H214ZM217 26V25H216ZM220 26V25H219ZM250 26V25H249ZM254 26V25H253ZM30 27V26H29ZM40 27V26H39ZM75 27V26H74ZM192 27V28H193ZM17 28V27H16ZM48 28H51V27H48ZM95 28H97V29H95ZM195 28V27H194ZM12 29V30H13ZM23 29V28H22ZM21 28L19 29V30H22ZM40 29H41V27H40ZM83 29V28H82ZM197 29V28H196ZM236 29V28H235ZM235 29H234V31H235ZM254 29H255V27H254ZM254 29H253V31H254ZM256 29H257V26H256ZM18 29H16V31H17ZM77 30V29H76ZM259 30V29H258ZM71 31V30H70ZM74 31V30H73ZM73 31H71V32H73ZM80 31V29H78V32ZM142 31H143V29H142ZM208 31V30H207ZM20 32V31H19ZM187 32V34L185 35V33ZM47 33H49V32H47ZM52 33V32H51ZM74 33V32H73ZM76 33V32H75ZM80 33V32H79ZM138 33H141V32H138ZM145 33H146V31H145ZM168 34L169 36H170V38H173V39H175V41L174 42H176V43H178V44H176V47H178L179 49L181 48V49H183L184 51H185V55H184V57H183V63L180 61L181 59L180 58H176V60H172V62H171V60H170V62H171V64L168 66V68L170 67V71H168V72H166V70H164L163 68H161V67H159L156 63L157 62H155V61H152V60H156L157 61V59H149V61H152V62H147V58L146 57H148V56H150V54H149V52L151 51V47H150V45H151V39H154V38H158V37H160V35L161 34ZM200 33V31L197 33V34H199ZM202 33H206V32H202ZM219 33V32H218ZM19 34V33H18ZM21 34V33H20ZM50 34V33H49ZM60 34V33H59ZM147 34V33H146ZM201 34V33H200ZM51 35V34H50ZM55 35V34H54ZM78 35V34H77ZM131 35V34H130ZM191 35H193V34H191ZM212 35H213V33H212ZM218 35V34H217ZM260 35V34H259ZM17 36H19V35H17ZM26 35H24V37H25ZM28 36V35H27ZM69 37H71L72 36V34H70V35H68ZM73 36H74V34H73ZM72 36V37H73ZM134 36V35H133ZM139 36H141V35H139ZM138 36V37H139ZM165 36V35H164ZM195 36H197V35H195ZM198 36H200V35H198ZM225 36V35H224ZM59 37H61L60 35H59ZM58 37V38H59ZM71 37V38H72ZM78 36H76V38H77ZM136 37V36H135ZM137 37V38H138ZM191 37V36H190ZM205 37V36H204ZM20 39H21V37H19ZM75 38V37H74ZM91 38V37H90ZM93 38V37H92ZM136 38V39H137ZM141 38V37H140ZM216 38V37H215ZM259 38H260V36H259ZM10 40V43L11 42H14V40H16V38L14 39V38H9ZM32 38H30V40H31ZM62 39V38H61ZM79 39V38H78ZM133 39V38H132ZM162 39V38H161ZM164 39V38H163ZM188 39V38H187ZM261 39V38H260ZM60 40V39H59ZM58 40V42L59 43H64V40L63 41H59ZM72 40V39H71ZM85 40V39H84ZM93 40V39H92ZM214 40V39H213ZM217 40V39H216ZM220 40V39H219ZM222 40V39H221ZM220 40V41H221ZM17 41H18V38H17ZM29 41V40H28ZM78 41V40H77ZM88 41V40H87ZM129 41H130V39H129ZM142 41V40H141ZM140 41V42H141ZM154 41H155V39H154ZM163 41V40H162ZM164 41H166V40H164ZM197 41V40H196ZM202 41V40H201ZM219 41V42H220ZM20 42H22V41H19V43ZM40 42V41H39ZM187 42V41H186ZM189 42V41H188ZM221 42H223V41H221ZM234 42V41H233ZM18 43V42H17ZM18 43V44H19ZM30 43H31V41H30ZM37 43V42H36ZM76 43V42H75ZM77 43H79V42H77ZM157 43V42H156ZM194 43H195V41H194ZM201 43V42H200ZM15 44V43H14ZM13 44V45H14ZM38 44H40V43H38ZM58 44V43H57ZM74 44V43H73ZM80 44V43H79ZM172 44V43H171ZM204 44V42L201 44V45H203ZM229 44V43H228ZM20 45H22L23 46V44L21 43ZM25 45V44H24ZM66 45V44H65ZM77 45V44H76ZM83 45L86 47V46H88V45H85L84 43H83ZM99 45H101V46H104V47H101V48H99ZM107 45V44H106ZM134 45V44H133ZM141 45V44H140ZM236 45H235V47H236ZM10 46H12L11 44H10ZM29 46H31V45H26V47L28 48ZM34 46V45H33ZM37 46V45H36ZM40 46V45H39ZM59 46V45H58ZM57 46V47H58ZM71 46V45H70ZM152 46V45H151ZM173 46H175V45H173ZM18 47H20V46H18ZM25 47V46H24ZM25 47V48H26ZM64 47V46H63ZM67 47V46H66ZM66 47H65V49H66ZM84 47V48H85ZM135 47H136V45H135ZM139 47V46H138ZM231 47H232V45H231ZM15 48H16V45H15ZM27 48H26V50H27ZM60 48V47H59ZM74 48H75V46H74ZM78 48V47H77ZM79 48H80V45H79ZM109 48V47H108ZM134 48V47H133ZM137 48V47H136ZM175 48V47H174ZM228 48V47H227ZM237 48V47H236ZM241 48H243V47H241ZM245 48H244V50H245ZM8 49V48H7ZM36 49V48H35ZM35 49H33L32 50V52H31V50H30V53H32L34 56H33V59H34V62H35V65L32 63V67H33V69H34V76L32 77V75H31V79H29L30 80V89L32 90V92H33V95H34V93H36V90H38L37 89V86L40 84L41 85V87H43L44 89H46L47 88V86H49V82H50V80H51V78H52V76H53V73H55V70H54V68L55 67H46L48 70H49V72H47L46 71V73H43V71H42V68H41V65H40V63H41V61L38 59V52L39 51H37V49H39V48H37L36 50ZM76 49V48H75ZM110 49V48H109ZM172 49V48H171ZM177 49V48H176ZM180 49V50H181ZM233 49V48H232ZM11 50V49H10ZM23 50V49H22ZM21 50V51H22ZM39 50H41V48L39 49ZM62 50V49H61ZM64 50V49H63ZM77 50V49H76ZM80 50H82V49H80ZM103 50V51H104ZM120 50V49H119ZM175 50V49H174ZM178 50V49H177ZM179 50V51H180ZM229 50H230V48H229ZM239 50H241V49H239ZM13 50H11V52H12ZM21 51H19V52H21ZM96 51V50H95ZM176 51V50H175ZM178 51V52H179ZM63 52V51H62ZM97 52V51H96ZM109 52V51H108ZM108 52H107V54H108ZM135 51H133V53H134ZM232 52V51H231ZM246 52V51H245ZM252 52V51H251ZM7 53H8V51H7ZM16 54L18 53V51H16L15 52ZM41 53V52H40ZM40 53H39V56H40ZM46 53V52H45ZM64 53V52H63ZM154 53V52H153ZM172 53V52H171ZM176 53V52H175ZM181 53H182V51H181ZM226 53V52H225ZM253 53V52H252ZM16 54H15V56H16ZM19 54V53H18ZM31 54V55H32ZM97 54V53H96ZM103 54H104V52H103ZM107 54H105V56H103V62L101 63L102 64V66H99V63H98V66L99 67H102V74L105 76V78H106V75L109 73H112V72H114L115 70H116V68H115V65H116V55H115V53H109L108 55ZM155 54V53H154ZM228 54V53H227ZM233 54V53H232ZM241 54V53H240ZM247 54V53H246ZM254 54V53H253ZM26 55V54H25ZM46 55V54H45ZM98 55V54H97ZM129 55L130 54H127L126 53V58L127 59H130L129 61L128 60H125V61H127V62H132V59L131 58H133V56L131 57H129ZM159 55V54H158ZM169 55V54H168ZM173 55V54H172ZM250 55V54H249ZM15 56H13V57H15ZM22 56V55H21ZM48 56V55H47ZM137 57H139V58H141L139 55H136ZM151 56H153V54L151 55ZM159 56H161V55H159ZM170 56V55H169ZM173 56H176V57H178V56H180V53H179V55L177 56V55H173ZM246 56V55H245ZM9 57H12L11 55L9 56ZM8 57V58H9ZM16 57H19V59H20V55H18V56H16ZM28 57V56H27ZM49 57V56H48ZM100 57V56H99ZM154 57V56H153ZM155 57L157 58V56L155 55ZM242 57V56H241ZM244 57V56H243ZM24 58V57H23ZM31 58V57H30ZM42 58V57H41ZM97 58V57H96ZM136 58V57H135ZM135 58H133V59H135ZM160 58V57H159ZM170 58H172L171 56H170ZM207 58V59H206ZM239 58V57H238ZM32 59V58H31ZM43 59V58H42ZM52 59V58H51ZM90 59H92L93 60V58L91 57ZM98 59V58H97ZM101 59V58H100ZM138 59V58H137ZM166 59H168V56H167V58ZM165 59V60H166ZM174 59V58H173ZM206 59V60H205ZM226 59H227V57H226ZM229 59V58H228ZM246 59H248V58H246ZM48 60H49V58H48ZM48 60H47V62H45V63H48ZM89 59H87V61H88ZM159 60V59H158ZM160 60H161V58H160ZM160 60H159V62H160ZM164 60V59H163ZM165 60L163 61L164 63H165ZM258 60V59H257ZM23 61V60H22ZM33 61V60H32ZM44 61H46L45 59H44ZM43 61V62H44ZM51 61H54V60H51ZM95 61V60H94ZM142 61V62H141ZM167 61V60H166ZM169 61V60H168ZM228 61V60H227ZM229 61H230V59H229ZM232 61V60H231ZM259 61V60H258ZM30 62V61H29ZM73 62H75V61H73ZM72 62V63H73ZM85 62H86V60H85ZM121 62V61H120ZM120 62H119V64H120ZM124 62V61H123ZM126 62V63H127ZM133 62H134V60H133ZM162 62V63H163ZM240 62H242V61H240ZM249 61H244V62H242L241 64H240V67H241V69L243 70V68L245 69L244 70V72L246 71V70H250L249 72H251V74H252V71H253V73H258L259 74V76L257 77H255V75L253 76V74H252V79H251V85L250 86H252V88H250V89H252L253 91H256V90H258L259 89V86H261L262 87V82H261V75H260V71H261V64H257V62L254 60V64H255V66L254 67H252V68H249L250 67V65H248L247 63H248ZM251 62V61H250ZM20 63H22V62H20ZM76 63V62H75ZM90 63V62H89ZM95 63V62H94ZM239 63V62H238ZM260 63V62H259ZM31 64V63H30ZM53 64H54V62H53ZM57 64V63H56ZM56 64H55V66H56ZM83 64V63H82ZM91 64V63H90ZM122 64V63H121ZM121 64H120V68H122L121 67ZM134 64V63H133ZM221 64V65H222ZM48 65H49V63H48ZM47 65V66H48ZM68 65V64H67ZM69 65H71L70 63H69ZM68 65V66H69ZM77 65V64H76ZM95 66L97 65V63H95L94 64ZM117 65H118V63H117ZM117 65H116V67H117ZM126 64H124V67H126L125 66ZM128 65V64H127ZM132 65V64H131ZM166 65V67H167V63L165 64ZM80 66V64L78 65V67ZM83 66V65H82ZM81 66V67H82ZM88 66V65H87ZM17 67H20V66H17ZM17 67H16V69H17ZM43 67V66H42ZM132 67V66H131ZM165 67V66H164ZM228 67H229V65H228ZM231 67V66H230ZM240 67H238V68H240ZM14 68V67H13ZM45 68V69H46ZM135 68V67H134ZM133 68V69H134ZM231 68H233V67H231ZM24 69V68H23ZM22 69V70H23ZM57 69V68H56ZM73 69H74V66H73ZM72 69V70H73ZM79 69H80V67H79ZM83 69V68H82ZM90 69V68H89ZM94 69V68H93ZM92 69V70H93ZM98 69V68H97ZM123 69V68H122ZM126 69V68H125ZM132 69V70H133ZM154 69L156 70V69H158V75H156V76H154ZM92 70H91V72H92ZM120 70V69H119ZM130 70V69H129ZM45 71V70H44ZM66 71V70H65ZM76 71H77V69H76ZM75 71V72H76ZM110 71V72H109ZM126 71V70H125ZM134 71V70H133ZM24 72V71H23ZM70 72V71H69ZM72 72V71H71ZM77 72H80V71H77ZM83 72V71H82ZM87 72H88V70H87ZM120 72H121V70H120ZM240 72V71H239ZM238 72V73H239ZM242 72V71H241ZM59 73V72H58ZM66 73V72H65ZM64 73V74H65ZM73 73V72H72ZM86 73V72H85ZM100 73V72H99ZM127 73V72H126ZM133 73V72H132ZM135 73V72H134ZM156 73V72H155ZM235 73H236V71H235ZM238 73H236V74H238ZM57 74V73H56ZM67 74V73H66ZM75 74V73H74ZM79 74V73H78ZM82 74V73H81ZM108 74V75H109ZM121 74V73H120ZM123 74V73H122ZM245 74V73H244ZM25 75V74H24ZM59 75V74H58ZM63 74H61L60 76H62ZM73 75V74H72ZM92 74H90V73H88V74H86V75H84L85 76V79H86V76L87 77H93V76H91ZM94 75H96V74H94ZM78 76V75H77ZM79 76H81V75H79ZM112 76V75H111ZM131 76V75H130ZM135 76V77H136ZM233 76H234V74H233ZM251 76V75H250ZM23 77V79H24V76H22ZM25 77H28V76H25ZM63 77V76H62ZM123 78H125L124 76H122ZM242 77H244V76H242ZM246 77H248V76H246ZM64 78V77H63ZM76 78V77H75ZM128 78H129V75H128ZM234 78V77H233ZM257 78H258V80H257ZM28 79V78H27ZM58 79H59V77H58ZM83 79V78H82ZM91 79V78H90ZM89 79V81H91ZM95 79H96V77H95ZM107 79V78H106ZM135 79V78H134ZM28 80V81H29ZM53 80H54V78H53ZM60 80H62L61 78H60ZM64 80V79H63ZM67 80H69V79H67ZM65 81L64 80V82L66 83H68V81ZM73 80V79H72ZM76 80V79H75ZM79 80V79H78ZM77 80V81H78ZM84 80V79H83ZM98 80H100V78H98ZM122 80V79H121ZM124 80V79H123ZM131 80V79H130ZM133 80V79H132ZM229 80H230V78H229ZM228 80V81H229ZM234 80V79H233ZM239 80V79H238ZM250 80V79H249ZM57 81V80H56ZM92 81H96V80H94L93 78H92ZM108 81V80H107ZM63 82V81H62ZM93 82V83H94ZM109 82V81H108ZM131 82V81H130ZM133 82V81H132ZM148 82H146V84L148 83ZM201 82H199V84H201ZM246 82H248V81H246ZM250 82V81H249ZM59 83V82H58ZM97 83V82H96ZM99 83H101V81L99 82ZM105 83V82H104ZM122 83V82H121ZM134 84H135V82H133ZM143 83V82H142ZM219 83V84H220ZM240 83V82H239ZM55 84V83H54ZM53 84V85H54ZM76 84V83H75ZM98 84V83H97ZM96 84V85H97ZM128 84H130V83H128ZM144 84H145V82H144ZM227 84H228V82H227ZM25 85V84H24ZM67 85V84H66ZM71 85V84H70ZM132 85V84H131ZM221 85V84H220ZM247 85V84H246ZM26 86V85H25ZM24 86V87H25ZM28 86V85H27ZM52 86V85H51ZM68 86V85H67ZM74 86V85H73ZM116 86V85H115ZM144 87L145 86H147V85H143ZM248 86V85H247ZM247 86H245V88L247 87ZM22 86H20V88H21ZM60 87V86H59ZM64 87V86H63ZM75 87V86H74ZM101 87H102V85H101ZM120 88L122 87V86H119ZM143 87V88H144ZM177 87H174L175 89L177 88ZM202 87V86H201ZM53 88V87H52ZM66 88V87H65ZM76 88V87H75ZM87 88V87H86ZM85 88V89H86ZM135 88V87H134ZM140 88V87H139ZM147 88V87H146ZM169 88H170V86H169ZM191 88H192V86H191ZM193 88H194V86H193ZM195 88H197V87H195ZM221 87H219V89H220ZM227 88V87H226ZM61 89V88H60ZM70 89V88H69ZM80 89H81V87H80ZM82 89H83V87H82ZM122 89H124V88H122ZM198 89L199 88H197V92H199L198 91ZM202 89H203V87H202ZM249 89V90H250ZM66 90V89H65ZM74 90H76V89H74ZM107 91H108V89H106ZM110 90V89H109ZM145 90V89H144ZM147 90V89H146ZM149 90V89H148ZM172 90V89H171ZM180 90V89H179ZM191 90V89H190ZM228 90V89H227ZM247 90V89H246ZM52 91V90H51ZM79 91V90H78ZM85 91V90H84ZM136 91H137V89H136ZM135 91V92H136ZM182 91V90H181ZM194 91H196V89H194ZM202 91V90H201ZM229 91V90H228ZM22 92V91H21ZM41 92V91H40ZM50 92V91H49ZM49 92H47V94H49ZM68 92H69V90H68ZM77 92V91H76ZM76 92H70V93H68L69 95H68V100H72L73 99V96L74 95H76ZM80 92V91H79ZM112 92V91H111ZM126 92V91H125ZM138 92V91H137ZM140 92V91H139ZM142 92V91H141ZM141 92H140V95H141ZM175 92H176V90H175ZM178 92V91H177ZM177 92H176V94H177ZM180 92V91H179ZM178 92V93H179ZM188 92V91H187ZM192 92V91H191ZM190 92V93H191ZM244 92V91H243ZM249 92V91H248ZM250 92H251V90H250ZM257 92V91H256ZM256 92H255V95H256ZM29 93V92H28ZM59 93H60V91H59ZM63 93V92H62ZM61 93V94H62ZM85 93V92H84ZM106 93V92H105ZM128 93V92H127ZM181 93H183V92H181ZM254 93V92H253ZM54 94V93H53ZM107 94V93H106ZM139 94V93H138ZM137 94V95H138ZM180 94V93H179ZM187 94V93H186ZM189 94V93H188ZM193 94V93H192ZM192 94H190V95H192ZM238 94H240V93H238ZM250 94V93H249ZM80 95V94H79ZM178 95V94H177ZM196 95V94H195ZM252 95V94H251ZM60 96H62V95H60ZM83 96V95H82ZM118 96V95H117ZM125 96V95H124ZM135 97H136V95H134ZM139 96V95H138ZM176 96V95H175ZM179 96V95H178ZM183 95L181 94V96H179L178 98H181ZM194 96V95H193ZM230 96V97H229ZM241 96V95H240ZM239 96V97H240ZM36 97V96H35ZM52 97V96H51ZM78 97H80V96H78ZM102 97V96H101ZM104 97V96H103ZM142 97V96H141ZM159 97V98H160ZM172 97V96H171ZM195 97V96H194ZM235 97V96H234ZM233 97V98H234ZM237 97V96H236ZM253 97V96H252ZM255 97V96H254ZM253 97V99H258V98H254ZM256 97H257V95H256ZM34 98V97H33ZM120 98V97H119ZM118 98V99H119ZM124 98V97H123ZM128 98V97H127ZM133 98V97H132ZM137 98V97H136ZM178 98H176V99H178ZM185 98V97H184ZM241 98V97H240ZM245 98V97H244ZM248 98V97H247ZM81 99V98H80ZM138 99H139V97H138ZM137 99V100H138ZM170 99V98H169ZM169 99H167V100H169ZM195 99V98H194ZM193 99V100H194ZM252 99V100H253ZM56 100V99H55ZM83 100V99H82ZM121 100V99H120ZM126 101V99H122V101ZM137 100H136V102H137ZM143 100H145L144 98H143ZM158 100V99H157ZM156 100V101H157ZM166 100V101H167ZM183 100V99H182ZM247 100V99H246ZM245 100V101H246ZM251 100V99H250ZM57 101V100H56ZM59 101H61V100H59ZM64 101V100H63ZM74 101H75V99H74ZM101 101V100H100ZM117 101V100H116ZM116 101H115V103H116ZM123 101V104L124 103H126V102H124ZM162 101V100H161ZM197 101V100H196ZM65 102V101H64ZM72 102V101H71ZM77 102V101H76ZM111 102V101H110ZM135 102V101H134ZM135 102V103H136ZM159 102V101H158ZM164 102V101H163ZM170 102H172V100H170ZM248 102V101H247ZM253 102H254V100H253ZM258 102V101H257ZM26 103V102H25ZM78 103V102H77ZM97 103V102H96ZM104 103V102H103ZM128 103H130L129 101H128ZM174 103H175V101H174ZM178 103V102H177ZM254 103H256V102H254ZM114 104V103H113ZM122 104V105H123ZM137 104V103H136ZM140 104V103H139ZM165 104V103H164ZM179 104V103H178ZM177 104V105H178ZM252 104L253 103H251V106H252ZM259 104V103H258ZM70 105V104H69ZM77 105V104H76ZM75 105V106H76ZM79 105V104H78ZM78 105H77V107H78ZM82 105V104H81ZM91 105H93V104H91ZM98 105H100L99 103L96 105V106H98ZM102 105H104V104H102ZM108 105V104H107ZM106 105V106H107ZM111 105V104H110ZM115 106H116V104H114ZM113 105V106H114ZM135 105V104H134ZM143 105V103L141 104V106ZM163 105V104H162ZM173 105V104H172ZM196 105V104H195ZM249 105V104H248ZM94 106V105H93ZM131 106V105H130ZM169 106V105H168ZM167 106V107H168ZM178 106H180V105H178ZM208 106V105H207ZM33 107V106H32ZM122 107H124V105L122 106ZM183 107H184V104H183ZM253 107H255L256 108V106H254L253 105ZM35 108V107H34ZM70 108V107H69ZM76 108V107H75ZM92 108V107H91ZM105 108V107H104ZM108 108V107H107ZM117 108V107H116ZM134 107L132 106V109H133ZM137 108V107H136ZM142 108H144V107H142ZM166 108V107H165ZM170 108V107H169ZM173 108H174V106H173ZM173 108H172V110H173ZM181 108V107H180ZM191 108H192V106H191ZM46 109V108H45ZM64 109V108H63ZM74 109V108H73ZM79 109V108H78ZM83 109V108H82ZM106 109V108H105ZM104 109V110H105ZM109 109V108H108ZM115 109V108H114ZM118 110H119V108H117ZM127 109H130V108H127ZM146 109V108H145ZM168 109V108H167ZM178 109H179V107H178ZM43 110H44V108H41V107H38L36 110H34L35 112H36V114L37 113H39L38 115H42V112H43ZM60 110V109H59ZM58 110V111H59ZM69 110V109H68ZM81 110V109H80ZM98 110H99V108H98ZM101 110V109H100ZM124 110V109H123ZM131 110V109H130ZM136 110V109H135ZM134 110V111H135ZM139 110V108H137V111ZM143 110V109H142ZM159 110H160V112H163V107L160 105L159 106ZM182 110V109H181ZM248 109L246 108V105H245V103H244V109H243V111H247ZM27 111V110H26ZM28 111H29V109H28ZM27 111V112H28ZM83 111H84V109H83ZM83 111H80V113H82ZM102 111V110H101ZM111 110H108V112H110ZM126 112H127V110H125ZM147 111V110H146ZM166 111V110H165ZM174 111V110H173ZM188 111V110H187ZM16 112V113H15ZM66 112H67V110H66ZM69 112V111H68ZM73 112V111H72ZM86 112V111H85ZM100 112V111H99ZM104 112V111H103ZM131 112H132V110H131ZM140 112V111H139ZM138 112V113H139ZM144 112H145V110H144ZM168 112V111H167ZM167 112H165V114L167 113ZM178 112V111H177ZM181 112V111H180ZM53 113V112H52ZM70 113H71V108H70ZM75 113V112H74ZM78 113H79V111H78ZM79 113V114H80ZM94 113V112H93ZM111 113V112H110ZM109 113V114H110ZM137 113V112H136ZM141 113V112H140ZM27 114V113H26ZM46 114H47V112H46ZM87 114H89V112L88 113H85V115H87ZM90 114H91V112H90ZM96 114V113H95ZM127 114V113H126ZM144 114V113H143ZM148 114V113H147ZM168 114V113H167ZM176 114V113H175ZM184 114V112H182V114L181 115H183ZM20 115V114H19ZM100 115V114H99ZM131 115L132 114H130V117H131ZM177 115H179V114H177ZM176 115V116H177ZM44 116V115H43ZM83 116H84V113H83ZM138 116V115H137ZM136 116V117H137ZM148 116H150V113H149V115ZM148 116H146L147 118H148ZM173 116V115H172ZM21 116H19L18 117V119L20 118ZM45 117V116H44ZM47 118H48V116H46ZM59 117V119H60V116H58ZM126 117H127V115H126ZM129 116H128V119L130 118ZM133 117H134V115H133ZM133 117H131V118H133ZM183 117V116H182ZM184 117H186V116H184ZM53 118V117H52ZM100 118V117H99ZM138 118V117H137ZM170 118V117H169ZM172 118H174V117H172ZM86 119V118H85ZM141 119V118H140ZM166 119V118H165ZM183 119V118H182ZM61 120V119H60ZM59 120V121H60ZM63 120V119H62ZM88 121H89V119H87ZM91 120H93L94 121V119L93 118H91ZM100 120H101V118H100ZM127 120V119H126ZM132 120V119H131ZM130 120V121H131ZM144 120V119H143ZM167 120V119H166ZM173 120V119H172ZM20 121V120H19ZM45 121H47V120H45ZM53 121H54V119H53ZM121 121H122V119H121ZM150 120H148V122H149ZM48 122V121H47ZM55 122V121H54ZM72 122V121H71ZM80 122H82L81 120H80ZM106 122V121H105ZM141 122V121H140ZM140 122H138L139 124H140ZM173 122H174V120H173ZM183 122V121H182ZM20 123H21V121H20ZM56 123V122H55ZM60 123V122H59ZM63 123V122H62ZM73 123V122H72ZM83 123H86V121H84ZM119 123V122H118ZM122 123V122H121ZM143 123V122H142ZM15 124V123H14ZM47 124V123H46ZM58 124V123H57ZM99 124H100V122H99ZM105 124H108L107 122L105 123ZM109 124H112V123H109ZM125 124V123H124ZM132 124V123H131ZM145 124V123H144ZM154 124V123H153ZM182 124V123H181ZM10 125V124H9ZM28 125V124H27ZM64 125V124H63ZM70 125V124H69ZM118 125V124H117ZM117 125L115 126V124H114V126H115V128H117ZM126 125V124H125ZM142 125V124H141ZM148 125H149V123H148ZM184 125H185V122H184ZM12 125H10V127H11ZM62 126V125H61ZM67 127H69L68 125H66ZM107 126V125H106ZM122 126V125H121ZM124 126V125H123ZM128 126V125H127ZM186 126V125H185ZM189 126V125H188ZM13 127V126H12ZM18 127L20 128V129H22L23 130V127L25 128L26 127V125L25 124H19L18 125ZM29 127V126H28ZM110 127H112V126H110ZM110 127H109V129H110ZM148 127V126H147ZM157 127V126H156ZM182 127V126H181ZM58 128H59V126H58ZM118 128H119V126H118ZM123 128V127H122ZM126 128V127H125ZM124 128V129H125ZM130 128V127H129ZM167 128V127H166ZM178 128H179V126H178ZM13 129V128H12ZM65 129V128H64ZM64 129H62L63 131H65ZM112 129V128H111ZM114 129V128H113ZM121 129V128H120ZM124 129H123V131H124ZM131 129V128H130ZM146 129V128H145ZM181 129V128H180ZM42 130V129H41ZM70 130V129H69ZM91 130V129H90ZM108 130V129H107ZM122 130V129H121ZM120 130V131H121ZM166 130V129H165ZM174 130H176V129H174ZM186 130V129H185ZM188 130V129H187ZM13 131V130H12ZM21 131V130H20ZM110 131V135H109V137H108V135H107V144L105 145L106 147H107V151H108V155L110 156V159H111V161H112V163H113V166H115V167H118L119 169H122V172L121 173H123L124 171L123 170H125V172H129V174L130 173H132V172H134V174L136 173L137 175H134V176H130V178H128L127 180H125L124 179V182H126L125 183V186H124V188L123 189H125V194H127V195H129L130 197H131V204L133 205V207L135 206V209H134V211L137 209V210H139V211H137L138 212V217L141 219V220H143L144 219V221H146L145 223L143 222V224H147L148 225V229H149V227L153 230V231H157L158 233H159V230L162 232V231H166V233L167 234H170V233H172V234H174L175 235V237H176V239L178 240V242L179 241H181V240H183L184 242H186V243H203V244H205L206 243V241H207V238L208 237H210V243H211V248L212 249H214V250H219L220 248H221V244H220V239H221V234H222V232H228V231H230L231 229H230V226L228 225V220L227 221H224L225 222V227L224 228H222V229H220V226H219V230L217 229V230H215V226L212 224V223H209L208 221L206 222V223H204V224H202L201 226H199V227H197V224H196V221H195V213L198 211V208H199V206H200V204L198 203V201L200 202V200H202V197L200 196V195H196L195 196V198L192 200V205L190 204V209H192V213H191V215H189V216H184L180 211H181V209L182 208H184V207H180L179 206V201L177 200V199H173V201L171 202V203H169V204H165L163 207H161L160 206V201H159V199L157 198L158 197V189L160 188V191L162 190V189H164L165 188V185H167V184H164V181H166V180H164L163 181V183H160L161 181H159L158 180V173H160V172H157L158 170L157 169H155V168H152L151 166V168H147V164L145 165V164H141V160L140 161H135V159H133V155H129V156H125V152H126V150H127V148H125L126 150L124 151H122V147H123V145H121V144H119V141L114 137V136H112V135H114V133H113V130H109ZM108 131V132H109ZM126 131V130H125ZM104 132V131H103ZM116 132H118V131H116ZM128 132V131H127ZM131 132V131H130ZM151 132V131H150ZM149 132V133H150ZM181 131L179 130V133H180ZM37 133V132H36ZM94 133V132H93ZM144 133H145V131H144ZM152 133V132H151ZM150 133V134H151ZM166 133H167V131H166ZM176 133H178V132H176ZM183 132H181V134H182ZM186 133H187V131H186ZM15 134V133H14ZM29 134H30V132H29ZM61 134V133H60ZM70 134V133H69ZM106 134V133H105ZM109 134V133H108ZM127 134V133H126ZM134 134V133H133ZM155 134V133H154ZM84 135H86L85 133H84ZM95 134H93V136H94ZM101 135V134H100ZM120 135V134H119ZM128 135V134H127ZM130 135V134H129ZM145 136L144 137H146V134H144ZM152 135V134H151ZM177 135H180V134H177ZM183 135H184V133H183ZM37 136H39L40 137V135H37ZM80 136V135H79ZM102 136V135H101ZM116 136V135H115ZM136 136V135H135ZM147 136H149V135H147ZM159 136V135H158ZM185 136V135H184ZM187 136V135H186ZM56 137H60V136H56ZM65 138H66V136H64ZM74 137V136H73ZM104 137H105V135H104ZM112 137H114V138H112ZM122 137V136H121ZM130 137V136H129ZM180 139H182L180 136H178ZM178 137H177V141H178ZM35 138H36V136H35ZM43 138V137H42ZM82 138V137H81ZM101 138V137H100ZM131 138V137H130ZM130 138H128V139H130ZM160 138V137H159ZM162 138V137H161ZM165 138V137H164ZM170 138V137H169ZM171 138H172V136H171ZM184 138V137H183ZM37 139H40V138H37ZM37 139H34L35 141L37 140ZM62 139H64V138H62ZM61 139V140H62ZM74 139H76V138H74ZM105 139V138H104ZM131 139H133V138H131ZM147 139V138H146ZM157 139H158V137H157ZM168 139V138H167ZM66 140V139H65ZM136 140V139H135ZM134 140V141H135ZM141 140V139H140ZM162 140H164V141H166L165 139H162ZM24 141H25V145H28L29 146V149H33L34 147H36V143L35 142H33V141H31L30 139H24ZM43 141V140H42ZM75 141V140H74ZM91 141H93V140H90V142ZM104 141V140H103ZM106 141V140H105ZM131 141V140H130ZM128 142V143H130V144H132V142ZM168 141V140H167ZM174 141H175V138H174ZM181 141V140H180ZM179 141V142H180ZM187 141V140H186ZM20 142V141H19ZM47 142V141H46ZM65 142V141H64ZM63 142V143H64ZM75 142H77V140L75 141ZM136 142V141H135ZM139 142V141H138ZM143 142V141H142ZM146 142V141H145ZM48 143V142H47ZM56 143V142H55ZM54 143V144H55ZM58 143V142H57ZM56 143V144H57ZM66 144H67V141L65 142ZM64 143V144H65ZM71 143V142H70ZM82 143V142H81ZM101 143H102V140H101ZM141 143V142H140ZM139 143V144H140ZM173 143V142H172ZM171 143V144H172ZM182 143H184L183 141H182ZM190 143V142H189ZM76 144V143H75ZM74 144V145H75ZM90 144V143H89ZM89 144H88V146H89ZM125 144V143H124ZM137 143H135V145H136ZM143 144H144V142H143ZM147 144V143H146ZM167 144H169V143H167ZM175 144L177 145V143L175 142ZM180 144V143H179ZM178 144V145H179ZM185 144V143H184ZM52 145H53V143H52ZM77 145V144H76ZM91 145V144H90ZM101 145H103V144H101ZM129 145V144H128ZM149 145H150V143H149ZM173 145V144H172ZM171 145V146H172ZM192 145V144H191ZM37 146H38V144H37ZM44 146V145H43ZM55 146V148L57 147L56 145H54ZM54 146H52V147H54ZM67 146V145H66ZM71 146H72V144H71ZM85 146H87V145H85ZM105 146H104V149H105ZM132 146H134V145H132ZM170 146V145H169ZM170 146V147H171ZM180 146V145H179ZM179 146H177V147H179ZM182 146V145H181ZM39 147V146H38ZM46 147V146H45ZM73 147H75V146H73ZM136 147V146H135ZM141 150L143 149V146H142V144H141ZM167 147V146H166ZM170 147L168 148V149H170ZM173 147V146H172ZM184 147V146H183ZM202 147V146H201ZM55 148H52L54 151H55ZM66 148V147H65ZM76 148V147H75ZM87 148V147H86ZM160 148V147H159ZM197 148V147H196ZM206 148V149H207ZM40 149H42L41 151H43V148L41 147ZM74 149V148H73ZM94 149V148H93ZM133 149V148H132ZM160 149H162V147L160 148ZM179 149V148H178ZM190 149V148H189ZM205 149V148H204ZM221 149V148H220ZM48 150H49V148H48ZM60 150H61V148H60ZM77 150V149H76ZM83 150V149H82ZM87 150H89V149H87ZM184 150V149H183ZM258 150H260V149H258ZM45 151V150H44ZM53 151V152H54ZM57 151V150H56ZM81 151V150H80ZM90 151H91V149H90ZM102 151V150H101ZM138 151V150H137ZM158 152H159V150H157ZM189 152H190V150H188ZM205 151V150H204ZM226 151V150H225ZM83 152V151H82ZM88 152V151H87ZM86 152V153H87ZM91 152H93V151H91ZM103 152H104V150H103ZM124 152V153H123ZM143 152H144V150L141 152L142 154H141V156L143 155ZM146 152V151H145ZM148 152V151H147ZM175 152V151H174ZM261 152V151H260ZM264 151H262V154H264L263 153ZM49 153H50V151H49ZM77 153V152H76ZM98 152H96V154H97ZM136 153V152H135ZM150 153V152H149ZM154 153V152H153ZM177 153H179L178 151H177ZM195 153V152H194ZM225 153V152H224ZM257 153V152H256ZM255 153V154H256ZM91 154H93V153H91ZM95 154V155H96ZM132 154V153H131ZM136 154H138V153H136ZM157 154V153H156ZM161 154L162 153H160V158H161ZM175 154H176V152H175ZM180 154V153H179ZM178 154V155H179ZM189 154V153H188ZM253 154V153H252ZM261 154V153H260ZM58 155V154H57ZM60 155V154H59ZM78 156H79V154H77ZM90 155V154H89ZM98 155V154H97ZM104 155V154H103ZM147 155V154H146ZM157 155H159V154H157ZM190 155V154H189ZM217 155V154H216ZM216 155L213 153V152H211V155H210V157L209 158H212V160H215L216 159ZM251 155V154H250ZM138 156V155H137ZM151 156H153L154 157V155L152 154ZM205 156V155H204ZM218 156V155H217ZM229 156V155H228ZM254 156V155H253ZM257 156V155H256ZM255 156V158H257ZM47 157H48V155H47ZM54 157V156H53ZM52 157V158H53ZM97 157V156H96ZM95 157V158H96ZM143 157V156H142ZM142 157H139L140 159L142 158ZM147 157V156H146ZM150 157V156H149ZM159 157V156H158ZM178 157V156H177ZM181 157V156H180ZM188 157V156H187ZM195 157H197V156H195ZM219 157V156H218ZM227 157V156H226ZM260 157V156H259ZM81 158H82V155H81ZM101 158V157H100ZM159 158V159H160ZM192 158V157H191ZM193 158H194V156H193ZM192 158V159H193ZM205 158H208L207 156L205 157ZM208 158V159H209ZM220 158H221V156H220ZM251 158V157H250ZM254 158V159H255ZM49 159V158H48ZM51 159V158H50ZM102 159V158H101ZM106 159H107V157H106ZM146 159V158H145ZM151 159V158H150ZM157 159V158H156ZM178 159V158H177ZM186 159V158H185ZM208 159H205V160H203V161H199V168H200V171L202 172V173H204V176H205V178H207L208 179V182H207V180L206 179H203V177H202V179H195L194 181H192V180H190V182L188 183V184H190V186H191V189L192 190H197V189H194L196 186H198L199 185V187H197V188H200V189H203V191L205 190L206 192H208L209 193V191L211 190V195H213V193L215 192H213V190L216 188V185L215 184H213V180H212V176H211V171H210V169L208 170ZM253 159V160H254ZM61 160V159H60ZM144 160V159H143ZM165 160V159H164ZM167 160V159H166ZM176 160V159H175ZM179 160V159H178ZM181 160H183V159H181ZM211 160V159H210ZM252 160V159H251ZM99 161L101 162V160L99 159ZM103 161V160H102ZM105 161V160H104ZM103 161V162H104ZM146 161V160H145ZM144 161V162H145ZM150 160H149V158H148V161H146V162H149ZM177 161V160H176ZM194 161V160H193ZM97 162V161H96ZM156 162H159V161H156ZM165 162V161H164ZM163 162V163H164ZM178 162V161H177ZM183 163L182 164H185V163H187V162H184V161H182ZM45 163V162H44ZM61 163V162H60ZM105 163V162H104ZM108 163V162H107ZM110 164H112L111 162H109ZM250 163V162H249ZM256 163V162H255ZM66 164V163H65ZM150 164V163H149ZM155 164V163H154ZM174 164H176V163H174ZM178 164V163H177ZM221 164V163H220ZM60 165V164H59ZM58 165V166H59ZM157 165H158V163H157ZM165 165V164H164ZM171 165V164H170ZM180 165V164H179ZM179 165H176L177 166V168L179 167ZM190 165H192L191 163H190ZM215 165V164H214ZM153 166V165H152ZM156 166V165H155ZM154 166V167H155ZM159 166V165H158ZM182 166V165H181ZM193 166H194V164H193ZM210 166V165H209ZM222 166V165H221ZM250 166V165H249ZM77 167V166H76ZM75 167V168H76ZM110 167H111V165H110ZM141 167V168H140ZM160 167V166H159ZM172 167H174L173 165H172ZM189 167V166H188ZM220 167V166H219ZM223 167V166H222ZM45 168V167H44ZM113 168V167H112ZM176 168V169H177ZM186 168V167H185ZM224 168V167H223ZM1 169V168H0ZM61 169V168H60ZM115 169V168H114ZM118 169V170H119ZM171 169V168H170ZM169 169V170H170ZM175 169V168H174ZM173 169V170H174ZM188 170L190 169V168H187ZM194 169V168H193ZM195 169H196V167H195ZM213 169V168H212ZM221 169V168H220ZM259 169H261V168H259ZM46 170V169H45ZM118 170H115V171H118ZM163 170H165V169H162V171ZM186 170V169H185ZM48 171V170H47ZM79 171V170H78ZM161 171V172H162ZM183 171H184V169H183ZM187 171V170H186ZM216 171V170H215ZM4 172V171H3ZM6 172V171H5ZM4 172V173H5ZM125 172H124V174H125ZM217 172V171H216ZM219 172V171H218ZM217 172V173H218ZM253 172V171H252ZM174 173V172H173ZM178 173V172H177ZM182 173H184V172H182ZM189 173V172H188ZM6 174V173H5ZM175 174V173H174ZM200 174V173H199ZM198 174V175H199ZM212 174H214L213 172H212ZM216 174V173H215ZM40 175H43L42 173L41 174H39V176ZM79 175V174H78ZM120 175V174H119ZM126 175H128V174H126ZM161 175V174H160ZM173 175V174H172ZM192 174H190V176H191ZM14 176H16V175H14ZM20 176V175H19ZM80 176V175H79ZM169 176H170V173H169ZM168 176V177H169ZM175 176V175H174ZM173 176V177H174ZM177 176V175H176ZM179 176V175H178ZM178 176H177V179H178ZM181 176H182V174H181ZM180 176V177H181ZM197 176V175H196ZM201 176V175H200ZM8 177V176H7ZM10 177H12L11 175H10ZM21 177V176H20ZM120 177V176H119ZM118 177V178H119ZM128 177V176H127ZM184 178L185 177H187L186 176V174H184V176H183ZM182 177V178H183ZM222 177V176H221ZM220 177V178H221ZM36 178V177H35ZM125 178V177H124ZM183 178V179H184ZM8 179H9V177H8ZM25 179V178H24ZM98 179V178H97ZM164 179V178H163ZM170 179V178H169ZM189 179H191L190 177H189ZM216 179V178H215ZM32 180V179H31ZM43 180V179H42ZM94 180V179H93ZM96 180V179H95ZM168 180V179H167ZM176 180V179H175ZM181 180V179H180ZM185 180V179H184ZM211 180V181H210ZM217 180H218V178H217ZM221 180V179H220ZM9 181V180H8ZM39 181V180H38ZM174 181V180H173ZM182 181V180H181ZM186 181V180H185ZM206 181V182H205ZM28 182V181H27ZM124 182H123V184H124ZM158 182V183H157ZM167 182V181H166ZM26 183V182H25ZM29 183V182H28ZM27 183V184H28ZM47 183H49V182H47ZM46 183V184H47ZM168 183H170V182H168ZM219 183V182H218ZM220 183H221V181H220ZM223 183V182H222ZM221 183V184H222ZM109 184H111L112 185V183L110 182ZM108 184V185H109ZM120 184V183H119ZM210 184V185H209ZM23 185V184H22ZM60 185V184H59ZM106 185V184H105ZM111 185H110V187H111ZM115 185V184H114ZM114 185H112L113 187H114ZM176 185H177V182H176ZM34 186V185H33ZM107 186V185H106ZM172 186V185H171ZM226 186V185H225ZM225 186H223V187H225ZM27 187V186H26ZM28 187H30V186H28ZM116 187H118V186H116ZM120 187V186H119ZM170 188L169 187V185L168 186H166V188ZM222 187V189H220V190H222L223 191V188ZM106 188V187H105ZM121 188V187H120ZM218 188H220L219 186H218ZM32 189H33V187H32ZM171 189H172V187H171ZM226 189H228V187L226 188ZM14 190L21 196V195H23V193H26V191H25V189L24 188H21L18 184H16L15 186H14ZM119 190V189H118ZM216 190H218V189H216ZM120 191H121V189H120ZM202 191V190H201ZM12 192V191H11ZM123 192H124V190H123ZM194 192V191H193ZM224 192V191H223ZM195 193H196V191H195ZM201 193V192H200ZM122 194V193H121ZM121 194H117V195H121ZM85 195V194H84ZM107 195V194H106ZM105 195V196H106ZM110 195V194H109ZM108 195V196H109ZM123 195V194H122ZM208 195L209 194H207V198H208ZM210 195V196H211ZM24 196H26V195H24ZM60 196L62 197V198H64V199H68V200H76L75 201V204L77 205V208H76V210H75V214H74V217H76V218H79V221H80V223H81V225H82V227H84V228H87L88 226H89V224H90V221L91 220H96L97 219V207H96V204H97V202H95L94 200H92L91 198L90 199H88L87 197H83V196H80V195H78L76 192H73L72 190H70L69 188H65V189H61L60 190ZM107 196V197H108ZM216 196V195H215ZM233 196H235V195H233ZM51 197V196H50ZM214 198V197H213ZM216 198V197H215ZM225 198V197H224ZM44 199V198H43ZM204 199V198H203ZM232 199V198H231ZM122 200H123V198H122ZM233 200V199H232ZM235 200V199H234ZM17 201H19V200H17ZM124 201H126L125 199H124ZM206 201V200H205ZM205 201L204 202H202V204L203 203H205ZM130 202V201H129ZM108 203V202H107ZM127 203V202H126ZM206 204V203H205ZM207 204H209V203H207ZM206 204V205H207ZM58 205V204H57ZM215 205H217V203L215 204ZM26 206V205H25ZM36 206V205H35ZM54 206V205H53ZM106 206V205H105ZM124 206V205H123ZM191 206H193L192 208H191ZM204 206V205H203ZM208 206V205H207ZM37 207V206H36ZM36 207H35V209H36ZM201 207V206H200ZM209 207V206H208ZM214 207V206H213ZM66 208V207H65ZM203 208V207H202ZM214 208H217V207H214ZM229 208V207H228ZM49 209V208H48ZM61 209V208H60ZM59 209V210H60ZM126 210H127V208H125ZM204 209V208H203ZM52 210V209H51ZM132 210V209H131ZM38 213H42V212H44V209L43 208H37V210H36ZM123 211V210H122ZM200 211H201V208H200ZM210 211V210H209ZM48 212V211H47ZM69 212V211H68ZM201 212H204V211H201ZM207 212V211H206ZM241 212H242V210H241ZM69 213H71V212H69ZM131 213H132V211H131ZM200 213V212H199ZM215 214H216V212H214ZM224 213V212H223ZM54 214V213H53ZM68 214V213H67ZM126 214V213H125ZM127 214H128V211H127ZM130 214V213H129ZM135 214H137V213H135ZM204 214V213H203ZM211 214H213V213H211ZM220 214V213H219ZM226 215H227V213H225ZM233 214V213H232ZM46 215V214H45ZM132 215V214H131ZM130 215V216H131ZM202 215V214H201ZM217 215V214H216ZM226 215H224V216H226ZM47 216H48V214H47ZM53 216V215H52ZM128 216V215H127ZM215 216V215H214ZM259 216V215H258ZM46 217V216H45ZM51 217V216H50ZM58 217V216H57ZM132 217V219H133V216H131ZM168 217H174L175 219H173V221H172V223L171 224H168L167 222H166V218H168ZM221 218H223L222 216H220ZM227 217V216H226ZM53 218V217H52ZM55 218V217H54ZM68 218V217H67ZM136 218V217H135ZM138 218V219H139ZM228 218V217H227ZM230 218H232L231 217V215H230ZM138 219H137V221H138ZM234 219V218H233ZM46 220H47V218H46ZM197 220H201V218L200 219H198L197 218ZM204 220H206V219H204ZM236 220H237V218H236ZM239 220V222H238V227H240L242 230H243V233H244V235L249 239V241L253 238V236L254 235H252V230H254V229H259V227H261L262 226V221L261 220H258L257 222H251L250 220H248V219H246V218H240V219H238ZM105 221V220H104ZM132 221H134V220H132ZM140 221V220H139ZM231 221V220H230ZM229 221V222H230ZM57 222V221H56ZM135 222V221H134ZM198 222V221H197ZM211 222V221H210ZM218 222V221H217ZM223 222V223H224ZM234 222V221H233ZM232 222V223H233ZM216 223V222H215ZM236 223H237V221H236ZM198 225H199V223H198ZM217 225V224H216ZM222 225V224H221ZM232 225V224H231ZM235 225V224H234ZM233 226V225H232ZM237 226V225H236ZM146 227V226H145ZM217 227V226H216ZM256 227V228H255ZM144 229V228H143ZM151 229H149V230H151ZM121 231V230H120ZM27 232V231H26ZM150 232V231H149ZM255 232V231H254ZM102 233V232H101ZM146 233V232H145ZM165 233V234H166ZM19 234V233H18ZM33 234V233H32ZM35 234V233H34ZM104 234H105V232H103L102 233V236H104ZM119 234V233H118ZM157 234V233H156ZM155 234V235H156ZM249 234H251V235H249ZM260 234V233H259ZM108 235H109V233H108ZM144 235V234H143ZM1 236H2V234H1ZM5 236V235H4ZM18 236V235H17ZM21 236H23V235H21ZM122 236V235H121ZM169 236V235H168ZM258 236V235H257ZM19 237H20V235H19ZM21 238V237H20ZM30 238V237H29ZM170 238V237H169ZM35 239V238H34ZM107 239V238H106ZM171 239V238H170ZM174 239V238H173ZM151 241H152V239H150ZM167 240V239H166ZM22 241V240H21ZM31 241V240H30ZM40 241V240H39ZM42 241H44V240H42ZM42 241H40L41 242V244L39 243H35V244H38V246H36L35 245V250H34V252H36L35 253V260L36 261H34V257H33V255H31V253H28V251L29 250H24L22 253H21V255L23 256L22 258H20V259H18V256H20L19 255V253H20V251H18L17 250V252H15V253H13L14 251H12V253L13 254H8L7 252H6V250H4L3 249V247H2V245H1V240H0V264H54L55 263V261H59V260H63V258H65V257H68V256H65L66 254H68L67 252H64L63 250H61V248H57V247H52V248H47V244L45 243H43ZM100 241V240H99ZM144 241V240H143ZM147 241V240H146ZM150 241V242H151ZM162 241V240H161ZM174 241V240H173ZM182 241V242H183ZM256 241V240H255ZM259 241V240H258ZM24 242V241H23ZM36 242H37V239H36ZM132 242V241H131ZM149 242V241H148ZM166 242H168V241H166ZM32 243V242H31ZM128 243V242H127ZM169 243V242H168ZM180 243V242H179ZM34 244V243H33ZM144 244H145V241H144ZM143 244V245H144ZM258 244H259V242H258ZM129 246V244H126V246ZM187 245V244H186ZM197 245V244H196ZM22 246H23V244H22ZM27 246V245H26ZM49 246H51V245H49ZM54 246V245H53ZM122 246V245H121ZM147 246V245H146ZM178 247H180L179 245H177ZM181 246H183V245H181ZM195 246V245H194ZM25 247V246H24ZM29 246H27V249H29L28 248ZM31 247H32V245H31ZM144 247H145V245H144ZM196 247V246H195ZM23 248V247H22ZM22 248H21V250H22ZM26 248V247H25ZM123 248H124V245H123ZM129 248V247H128ZM146 248V247H145ZM175 249H176V247H174ZM197 248V247H196ZM200 248V247H199ZM174 249V250H175ZM67 249H65V251H66ZM147 250V249H146ZM199 250H202V248L201 249H199ZM16 251V250H15ZM32 251V250H31ZM11 252V251H10ZM30 252V251H29ZM178 252V251H177ZM71 253V252H70ZM195 253H197V251H195ZM201 256H202V253L200 254ZM204 255V254H203ZM256 256L258 257V255L256 254ZM25 257V258H24ZM68 258H70V257H68ZM66 259V258H65ZM81 260V259H80ZM164 260V259H163ZM60 262V261H59ZM82 262V261H81ZM84 262V261H83ZM74 263V262H73ZM72 263V264H73ZM76 263V262H75ZM85 263V262H84ZM83 264V263H82ZM90 264V263H89Z\"/></svg>","mask_w":264,"mask_h":264},{"label":"snow or ice","instance_id":"snow-or-ice-1","mask_svg":"<svg viewBox=\"0 0 264 264\" xmlns=\"http://www.w3.org/2000/svg\"><path fill=\"white\" fill-rule=\"evenodd\" d=\"M4 8L14 7V8H21V7H38V5H3ZM52 7V6H48ZM115 7V6H111ZM24 25L22 30L27 31L29 33V38L35 39L37 43H39L40 33L35 30V25L29 27L28 25L31 23L30 18H23L22 21H19ZM107 23V21H104ZM120 20L119 17L117 18L116 27L119 28ZM13 23L9 17H5L4 20V29L5 34L10 38H16L17 32L12 30ZM261 28L264 29V20L261 21ZM93 41L96 39V32L93 31L92 33ZM81 41L84 40L83 33L80 34ZM117 57L121 59H126L123 53L117 52L115 54ZM243 56V52H242ZM260 64H261V82L262 87L260 90V108L257 112L255 109H248L247 111H243L244 109V101L243 99L240 100L238 105H235L237 109L241 110V114L246 116L247 118L243 120V125L247 133H254L259 126L260 128V136H259V147L262 151H264V42L261 44V52H260ZM205 105L201 107L207 106L208 103V96L207 93L205 94ZM153 116V123H160L163 124L165 121V115L163 112L156 116L155 111L152 113ZM71 125H69L70 127ZM142 130L146 132V129L143 128ZM123 147L128 148V152L131 153L132 149L130 144L124 145ZM103 171V170H102ZM160 178L163 179V175H160ZM204 191L202 190L201 193H194L191 189L190 184H180L174 186L171 190L165 188L162 189L158 194V199L160 201V206L163 207L166 203H171L173 199H177L179 201V206L184 207L185 205H190L192 200L195 198L196 195H203ZM174 217L166 218V222L171 224ZM262 221V228L259 236V245H256L255 238H252L250 241L244 235L243 230L236 226H232V230L228 232H222L220 244H221V252L224 253L223 259H212V264H264V209H262L261 215ZM234 232V235H233ZM258 251V257L255 253Z\"/></svg>","mask_w":264,"mask_h":264}]
</instances>
